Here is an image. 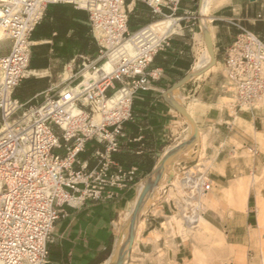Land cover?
<instances>
[{
	"label": "built area",
	"instance_id": "2783aa9c",
	"mask_svg": "<svg viewBox=\"0 0 264 264\" xmlns=\"http://www.w3.org/2000/svg\"><path fill=\"white\" fill-rule=\"evenodd\" d=\"M59 1L0 0V30L11 42L8 54L0 56V264H49V244L65 206L112 198L114 190L136 183L138 168L119 158L137 141L129 138L126 126L134 120V100L156 77L148 72L150 64L171 46L173 34L152 45L151 25L130 28L129 3L145 4L154 16L167 19L182 0H73L89 15L98 56L82 57L77 91L68 85L49 89L41 104L23 102L14 93L31 63L32 36L49 6ZM165 7L171 14L163 12ZM238 28L224 52V77L235 107L252 111L264 95V41ZM136 32L143 34L135 56L122 57L111 73L78 84L84 70L96 73L101 62L111 60L112 48ZM90 142L103 147L94 152L92 168L83 160ZM212 187L210 173L199 164L183 168L166 186L186 225L196 226L204 216L202 199Z\"/></svg>",
	"mask_w": 264,
	"mask_h": 264
},
{
	"label": "crops",
	"instance_id": "0c3cea01",
	"mask_svg": "<svg viewBox=\"0 0 264 264\" xmlns=\"http://www.w3.org/2000/svg\"><path fill=\"white\" fill-rule=\"evenodd\" d=\"M72 1L60 0L51 4L34 32L28 69L31 71L15 90L17 98L23 102L40 103L49 89L58 91L62 87L64 82H60L59 77L67 70L73 72V67L81 64L82 57L98 56L99 46L92 35L89 15ZM197 2L182 0L175 8V14L189 13ZM163 12L171 14L166 7ZM154 18L159 17L154 16L145 4L129 3V26L132 30L145 26ZM212 25L216 28L218 39L215 44H218L222 58L225 49L239 33L238 25L264 41V0L236 3L226 15L213 17ZM176 26L177 23L172 34ZM192 39L184 29L171 37V46L159 52L148 68L149 73L156 74L151 79L149 90L134 100V120L127 124L126 132L129 138L137 141L124 149L119 158L126 166L138 168L136 183L124 190H114L112 198L87 200L75 207L65 206L49 244V264H104L112 256L123 236L118 240L121 221L135 205L141 182L154 173L169 149L191 139L186 117L173 102L181 103L186 109L192 97L197 98L202 107L194 112L200 135L173 169L203 164L213 183L212 189L202 199L203 217L214 229L224 230L236 250L241 249L242 240L250 235L256 221L254 209L257 211L258 200L264 198V111H239L235 106L222 102L224 97L216 95L221 85L211 86L212 90H208V83L197 84L193 79L170 93L180 80L191 73L189 70L195 61ZM114 53H119L117 57L122 55L119 50ZM175 92L183 96L180 102L175 101ZM178 125L183 126V133L187 131L188 135L176 143L178 137L173 128ZM98 149L103 147L90 142L83 154V160L90 168L96 163L93 154ZM244 190L247 199L242 197ZM242 203L245 205L241 206ZM152 206L143 220L144 229L137 238L135 258H131L128 264L132 261L135 264H187L192 250L178 227L172 238L162 226L167 217L177 212L173 199L169 194H163Z\"/></svg>",
	"mask_w": 264,
	"mask_h": 264
},
{
	"label": "rangeland",
	"instance_id": "374dc122",
	"mask_svg": "<svg viewBox=\"0 0 264 264\" xmlns=\"http://www.w3.org/2000/svg\"><path fill=\"white\" fill-rule=\"evenodd\" d=\"M242 1L243 0H230L229 2L225 3L223 6L217 8V9H214L212 11L211 15H212V17H219V16L226 15L229 12V9H232L236 3H241ZM199 4H200V0H198L196 5L194 6V8L189 13L177 12L172 17L174 19H178L176 31L173 35L180 33L181 29H184V30L188 31V33L193 37L192 47H191L192 52H193V56H194V50H195L194 48H196L197 44H198L197 35L201 33V26H200V22H199L200 21ZM161 20H164V18L163 17L154 18L151 22H149L146 25H151V24L159 22ZM136 30L137 29H135L134 31H136ZM33 37L34 36H32V41H33ZM217 39H218V35L216 33V36L213 39L212 43H213V47H214V45H217L214 47V50H215V54H216L217 63H219L218 68L215 71L210 72L208 74H206L205 72H204L205 74L202 73L200 78L193 79V82L195 81L197 84L198 83H204V84L208 83V88H209L208 90H210V89L212 90L211 86L217 87L218 85H221L219 92H217L216 95L224 97V99H222V102H224L226 104L228 103L229 105L231 104L230 102H233L232 104L235 106L236 98L234 96V93L227 90L228 89V82H226V79L224 77L225 71H224L223 58H222L223 54H222V52H220V49L218 48V44H215L217 42ZM10 47H11L10 41H8V43H7V41L3 42L1 44V47H0V56H4V55L8 54V52L10 51ZM120 50H122V49H120ZM117 55H119V53L113 54V52H112L111 60H106V61L111 62L114 66V64L116 62H118V60L122 57L121 55L119 57H117ZM90 59L93 60V59H95V57L90 58ZM102 63L103 62H101V64ZM30 71L31 70H27L26 75L28 73H30ZM68 71H70V70H68ZM80 71H81V68H79L78 65L75 68L73 67V72L70 71V76L71 77L73 76V78L72 79L70 78L68 81H64V80H66V78H65L64 73H63V75L59 77V81L64 82V84L62 85V87L59 90H61L62 88H64L65 86H68V85H75L79 81V80L75 81V78H76V76H79ZM189 71H191V70H189ZM223 86H225V88H223ZM229 98H233V99L229 100ZM190 99H191V101L188 102L189 104H187V106H188L187 108H189L191 106L192 102H194V100L197 98L194 99V97H192ZM42 101H40V103H36L35 101H33V102H30V104H34V105L41 104ZM252 111L262 112V111H264V105L256 102L255 108ZM185 120H186V124H188V126H190V133L193 136L194 129L192 127V124L190 123V121L187 118H185ZM182 129H183V126L181 128V126L178 125L177 130L174 131L176 136L178 137V140L176 141V143L183 140L186 137V135H188V132L186 131L183 133ZM198 135H200V134H198ZM198 135H197V139L199 137ZM181 145H183V144H180L179 146H177L173 149H176L178 147L180 149H183L180 147ZM183 151L185 152L186 150H183ZM183 158H184V156L179 157L174 161V163L167 166L165 173L163 174V172H162L160 174V176L163 174L161 176V183L159 182V178H157L158 180H156L154 182L155 185H157V184H160V185H159V187L151 189L150 194L146 197L147 198V204H146L147 206H146L145 211L141 213V216L139 218L140 221H143L144 218L149 213V209L151 207L153 208L152 205L154 202L160 200V198L163 194H168V191H167L168 188H166V186L170 182H175V178L180 176V172H181V170H175V169H173V167L179 161L183 160ZM199 165L203 166V164H199ZM188 167H191V166H188ZM206 167H208V166H206ZM154 173H155V171H154ZM153 174H151V175H153ZM146 179H144L143 181H145ZM155 189H157V190L155 191ZM154 191H155V193H154ZM165 191H167V192H165ZM154 194H155V196L153 197ZM262 195L264 196V191L262 192ZM173 197H175V196L170 191L169 198H173ZM261 199L264 200V198H261ZM154 207H156V206H154ZM205 208H206V205H205ZM253 215L255 216L256 221L254 222L252 228L250 229V235H248V237L245 240H242V246H241L240 250H236V248L230 244V243H232V240L227 239V235L224 232V230H222V233H223V236L225 237L226 243H223L221 241V239L219 238V236H217L216 233H214V232L212 234H209V235H204V234L198 232L197 231L198 229H194L190 232L189 230L187 231L186 228H184L181 235L183 236L184 240L187 241L189 248L192 250V256H191L190 260L187 262V264H264V260H263L264 259V256H263V254H264L263 249L264 248L262 247V244L264 242V228L263 227H261L262 229L260 228V224H259L258 219H257L258 214H257L256 209H254ZM174 217H175V219H182L180 217L179 213L176 212L172 216L167 217L166 222H164L162 224L163 229L166 230L168 235L172 238H174V235L172 233V230L170 228L169 223H170V220ZM133 218H134V216L133 215L128 216V213L123 217V219L121 221V225H120L118 240L121 237V235L124 234L123 231L125 232V229H126L125 227H127L126 225L129 224L130 222H132ZM143 229H144V221H143V225L141 227V230H140L139 234L137 235V238L139 237V235L143 231ZM260 229L263 231H261ZM136 233H135V236H136ZM133 246L134 247L132 249L130 258L128 259V256H127V258L125 260V264H128V262L131 258H135L134 254L138 250L137 249V247H138L137 240L134 242ZM231 247H234L236 251L231 253L230 252ZM131 263L135 264L134 261H132Z\"/></svg>",
	"mask_w": 264,
	"mask_h": 264
},
{
	"label": "bare ground",
	"instance_id": "6f19581e",
	"mask_svg": "<svg viewBox=\"0 0 264 264\" xmlns=\"http://www.w3.org/2000/svg\"><path fill=\"white\" fill-rule=\"evenodd\" d=\"M76 1L80 2L82 0H76ZM229 1L230 0H200V9H199L200 21L199 22H200L202 32L197 35L198 44H197V47L194 48L195 49L194 50L195 61H194V64L192 66V70L190 73L192 79L200 78L202 73L205 72L206 74H208L210 72L215 71L218 68L219 63H217L213 59L208 49V46H207V41L210 40L212 42V38H214L216 34V28L212 25L213 17L211 14L214 9H217L223 6L225 3ZM177 21L178 19L167 18V19L151 24L150 27L154 31V35H155L154 41H152V45H155V46L158 45L164 39L166 35L172 34V32H174L175 30V25ZM142 34H143L142 32H139V33L136 32L130 39H127L126 41H123L122 43H120L118 46L113 47L112 48L113 53L119 50L121 51L122 57L135 56L136 51H137L136 43H137V40L142 37ZM8 38H9V34H6L0 30V41H5ZM115 64L113 66L111 62H108L105 60L101 64L100 68L96 71V73L89 72L88 69L84 70L82 73V80L78 84H87L92 80H97L103 73H107V74L111 73L115 67ZM26 72L27 71H25L24 73L25 76H26ZM64 76L66 78V80L64 81H68L71 78L70 71L67 70L64 73ZM69 86L73 90V92L79 89L77 87V84L69 85ZM229 91H232V89H229ZM173 97L176 102H180L181 99H183L182 98L183 96L180 97L179 94L176 92L174 93ZM229 100H232V99H229ZM257 102L259 104L264 105V95ZM230 103H231L230 106L233 107L234 106L232 104L233 102H230ZM176 104L181 106V103H176ZM199 107H200V102L198 99H195L194 102H192L191 106L189 108H186L187 112L189 113L191 118L195 121V123H196V119H195L194 111L198 109ZM201 108L202 107H200V109ZM203 108L205 109V107ZM176 130H177V127H174V131ZM3 131L4 129L0 128V135L3 133ZM183 150L185 149H180V148L179 149L177 148L176 150L173 148L169 149L166 155L162 158L158 167L156 168L155 173L151 175L150 177H148L145 181H143L139 185L138 199L135 205L134 206L132 205L133 208L128 212V216H132V215L134 216L133 221L127 224L125 232L122 238H120L117 246L115 247L112 256L104 264H125V260L127 256H128V259L130 258L132 249L134 247L133 244L137 240V235L139 234L141 227L143 225V221H140L139 218L141 216V213L144 212L146 209V206H147L146 197L150 194L151 189L159 187L160 184L155 185L154 182L157 180V178H159L162 172L166 171L167 166L174 163V161L177 158L183 156V153H184ZM241 194H242V197H244V199H247L246 198L247 193L245 190L243 193L241 192ZM261 198L258 200V207H257L258 218L257 219L260 224V228L261 227L264 228V200ZM244 205L245 203L241 204V206H244ZM169 225H170V228L172 230L174 237L176 234V226H177L180 234L183 232L184 228H186V230L187 231L189 230L190 232L194 229H198L197 231L204 235H209L214 232L216 233L217 236H219V238L221 239L223 243H226L223 233L219 230L214 229L212 225H210L204 217L200 219L199 223L196 226L186 225L182 219H175V217L170 220ZM135 233H136V236H135ZM262 247L264 248V242L262 244ZM235 251H236L235 248L231 247L230 252L233 253Z\"/></svg>",
	"mask_w": 264,
	"mask_h": 264
},
{
	"label": "water",
	"instance_id": "95a60500",
	"mask_svg": "<svg viewBox=\"0 0 264 264\" xmlns=\"http://www.w3.org/2000/svg\"><path fill=\"white\" fill-rule=\"evenodd\" d=\"M207 46H208V49H209V51H210V53H211V55H212V57H213V59L217 62V60H216V54H215V50H214V47H213V43L210 41V40H208L207 41ZM192 78H191V75L190 74H188V75H186L182 80H180L171 90H170V93L171 92H173L175 89H177V88H179L180 86H182V85H184L185 83H187L189 80H191ZM173 104L175 105V107L179 110V112L183 115V116H185L190 122H191V124L193 125V127H194V134H193V136L191 137V139L188 141V142H185L183 145H181L180 147L181 148H183V149H185V150H189L193 145H194V143L196 142V140H197V135H198V133H199V130H198V127H197V124L195 123V121L191 118V116L189 115V113L187 112V110L184 108V107H182V106H180V105H178V104H176V103H174L173 102ZM179 148V147H178Z\"/></svg>",
	"mask_w": 264,
	"mask_h": 264
},
{
	"label": "trees",
	"instance_id": "16d2710c",
	"mask_svg": "<svg viewBox=\"0 0 264 264\" xmlns=\"http://www.w3.org/2000/svg\"><path fill=\"white\" fill-rule=\"evenodd\" d=\"M198 0H196V2H197ZM45 29H46V27H45ZM45 29H43V33H44V31H45ZM34 35V34H33ZM155 58V57H154ZM33 65V64H32ZM14 95H15V97H17V94L16 93H14Z\"/></svg>",
	"mask_w": 264,
	"mask_h": 264
}]
</instances>
